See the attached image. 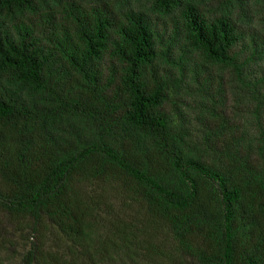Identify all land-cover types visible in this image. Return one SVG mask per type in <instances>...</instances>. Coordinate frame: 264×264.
<instances>
[{"label":"trees","instance_id":"16d2710c","mask_svg":"<svg viewBox=\"0 0 264 264\" xmlns=\"http://www.w3.org/2000/svg\"><path fill=\"white\" fill-rule=\"evenodd\" d=\"M244 1L0 0V211L65 241L21 264H264V0L260 26Z\"/></svg>","mask_w":264,"mask_h":264},{"label":"rangeland","instance_id":"374dc122","mask_svg":"<svg viewBox=\"0 0 264 264\" xmlns=\"http://www.w3.org/2000/svg\"><path fill=\"white\" fill-rule=\"evenodd\" d=\"M244 3L247 15H250L251 18L255 22H257L256 17L258 18L260 16V12H257V8L254 5V0H245ZM210 6L214 8V3H211ZM234 8V12L236 13L238 9L236 6ZM253 24H257V26H260L258 22ZM194 99H196L195 102L201 100V98H198L197 95L194 97ZM21 226H24V224H21V222H17L12 219H8V217H6V215L4 213H1L0 211V238H4L6 241L11 238L12 242L14 243V245L8 249L7 253H5V251H0L1 259H8L7 255L10 256L11 259L7 260V264H21L24 252L33 244L37 246L44 245V249H65L63 246L65 244V241H61L62 236L49 223L44 222L39 225L38 232L34 235H31L30 239H27L28 237L26 229L22 230Z\"/></svg>","mask_w":264,"mask_h":264}]
</instances>
